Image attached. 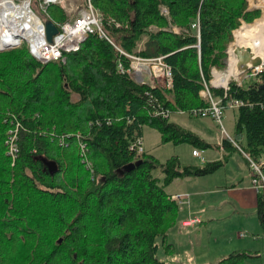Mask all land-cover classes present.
Returning a JSON list of instances; mask_svg holds the SVG:
<instances>
[{"label":"trees","instance_id":"obj_1","mask_svg":"<svg viewBox=\"0 0 264 264\" xmlns=\"http://www.w3.org/2000/svg\"><path fill=\"white\" fill-rule=\"evenodd\" d=\"M91 2L121 23L107 27L121 50L133 52L146 37L138 54L163 56L172 69V88L152 89L120 73L117 61L128 67V59L96 35L67 53L65 63L41 64L25 45L0 52V264H171L158 252L172 250L167 232L179 206L165 188L175 179L211 174L227 161L223 154L202 165L177 156L161 162L146 151L137 156L129 146L146 125L160 133L162 143L218 148L155 115L154 100L171 113L205 105L199 91L211 68L224 66L232 31L240 19H255L258 10H247V0ZM48 13L56 23L64 20L56 5ZM195 23L198 30L191 27ZM228 94L244 103L232 140L257 159L264 155V66L248 85L229 81ZM11 119L20 125L14 161L6 144ZM78 140L92 173L81 161ZM222 145L228 154L238 150L228 138ZM157 168L161 177L152 174ZM257 215L264 230V192L257 197ZM42 237L44 244L38 243ZM250 256L233 250L213 264H245Z\"/></svg>","mask_w":264,"mask_h":264},{"label":"built area","instance_id":"obj_2","mask_svg":"<svg viewBox=\"0 0 264 264\" xmlns=\"http://www.w3.org/2000/svg\"><path fill=\"white\" fill-rule=\"evenodd\" d=\"M53 5L62 8L65 14L62 22L56 23L48 13V7ZM163 12L168 13L166 8H163ZM106 17L105 19L102 18L94 8L91 0H0V52L25 45L30 55L40 63L44 64L51 61L64 63L67 53L79 50L81 44L89 35H96L111 43L121 55L128 59V67H125L121 60L117 61V69L120 73L126 74L135 83L147 85L152 89H171L173 85L172 69L164 60V57H142L137 53H127L118 48L111 40L106 28L112 26L120 28L121 23L111 16L107 15ZM47 21L53 22L57 27V32L52 36L51 41L46 38L45 23ZM192 27L198 30L197 23L192 24ZM236 48L231 42L227 49L228 56L229 50L234 49L233 51H235ZM263 66L264 63L260 68H250L243 79L239 77L236 80L237 86L243 87L244 81L253 78L257 72L261 71ZM220 72L215 67L211 68L213 78L208 83L204 82L203 88L199 91V96L204 98L206 104L191 108L187 113L195 117H211L222 126L223 111L226 108L238 109L244 103L228 94L229 79L224 83H221V81L213 82L215 76ZM210 87L222 89V93L213 95ZM154 101L156 108L153 113L169 117L171 112L162 108L157 99ZM9 124L6 133L7 154L14 161L18 152L17 139L20 125L17 120L13 119L10 120ZM13 124L15 125L13 126ZM221 132L232 141L245 157L253 187L260 192H264V155L257 159L253 158L236 145L232 138L226 134L223 127ZM78 146L82 157L81 161L86 163V167L92 173L93 169L85 155V144L78 140ZM129 149L137 156L141 155L145 151L142 137H135L131 141ZM202 151L194 149L192 155L204 162L205 158ZM170 198L181 204L188 202L189 195L187 193H175L170 195ZM200 222V218L188 216L180 222V226L188 228ZM238 234L240 237L246 236V232H239Z\"/></svg>","mask_w":264,"mask_h":264},{"label":"crops","instance_id":"obj_3","mask_svg":"<svg viewBox=\"0 0 264 264\" xmlns=\"http://www.w3.org/2000/svg\"><path fill=\"white\" fill-rule=\"evenodd\" d=\"M225 132L228 135L226 130ZM221 134L222 140L226 138L223 133ZM233 136L234 133L229 137L233 139ZM222 140L218 148L213 147V149L219 151L221 157L223 154L228 155L227 161L223 166L205 176L175 179L165 188L170 195L175 193H187L189 195L187 203H177L179 206L178 218L173 227L167 232L166 240L168 242L169 233L174 231L175 228L177 229L174 233L175 239L177 236H181V232L186 233L188 243L195 249L194 253L192 251L187 252L189 253V260L197 261L196 251L201 247V244L193 243L194 231L192 230L203 226L202 230L208 231L209 235L214 233L217 237L210 241L208 249L205 246L203 247V251L206 250L207 255L214 254L212 256L213 259L221 255H223V258L228 251L243 250L251 254L245 260V264H264V234L263 236L260 234L263 227L257 215V197L260 191L256 190L251 183L250 171L245 157L243 156V162L234 164L231 158L234 154H240V151L236 150L228 154L222 145ZM204 150L202 151L203 157ZM176 156L179 158V155ZM215 160H218V158L212 155L208 159L205 158L202 163ZM229 164H231L230 169L227 168ZM167 188L169 189L167 190ZM223 206H226V212L222 210ZM188 216L198 217L201 222L188 228H182L180 222ZM200 231L198 230V232ZM237 232H246V236L240 237ZM170 244L172 245V250L168 254L173 255L175 250L178 253L181 244L179 243L177 248L176 244L172 242ZM158 255L163 260L170 262L167 259L169 255L164 254L163 250L158 252ZM174 262L180 263L176 258Z\"/></svg>","mask_w":264,"mask_h":264},{"label":"rangeland","instance_id":"obj_4","mask_svg":"<svg viewBox=\"0 0 264 264\" xmlns=\"http://www.w3.org/2000/svg\"><path fill=\"white\" fill-rule=\"evenodd\" d=\"M94 6V5H93ZM60 8V7H59ZM94 8L97 10V12L102 16L103 19L107 18L106 14L102 11H100L99 9H97L95 6ZM163 8H166L164 6L161 7V13L166 16L169 19V12L166 14L163 12ZM62 10V8H60ZM167 9V8H166ZM247 10H258V16L251 20V21H247L244 19H240L239 21V25L238 27H236L233 31H232V39L231 41L228 43V45L233 42L234 44V33L235 30H237L238 28L245 26V25H249L251 23H253L256 19L260 18L263 15V7L259 6V0H247ZM168 11V9H167ZM63 12V10H62ZM64 14V12H63ZM65 17V14H64ZM192 27V25H191ZM170 30H172L175 33H179L181 31L180 28H178L177 26L174 25H170L168 27ZM193 29H195L194 27H192ZM107 29V28H106ZM149 29H154L156 30L157 27L155 26H150ZM107 31H109V29H107ZM99 38V37H98ZM111 40L113 41V43L115 44V41L113 40V38L110 35ZM101 39V38H100ZM146 39V37L142 36V39L140 40V42H138L136 49H134L133 54H138V50L140 49L142 46V43L144 42V40ZM228 45L225 49V57H224V66L222 68H217L216 69L218 71L221 72H225L227 70V67L230 63L229 61V56L227 53V49H228ZM117 46V45H116ZM10 50V49H8ZM6 51V50H5ZM66 61V60H65ZM65 63V62H64ZM43 64V63H41ZM46 64V63H44ZM254 68V67H251ZM250 70V68L246 69L244 72H240L238 73V75L236 76H231L229 81H235L241 77V79H243L244 75ZM212 75H211V79H212ZM252 78L246 79L244 81L245 85H248V83L250 82ZM201 98V97H200ZM204 101V98H201ZM236 118H237V110L235 109H226L225 111H223L222 113V126L219 125L213 118L211 117H195V116H191L189 113L187 112H173L170 114L169 119L171 121H174L176 123H179L182 127L187 128L193 132H195L196 134H198L202 139H204L206 142L212 144V145H220L221 144V140H222V132H221V128L223 127L229 136H232L234 133V125L236 122ZM78 134V133H77ZM142 139H143V147L144 150L150 154H152L153 156H155L157 159H159L161 162H164L167 158L171 157V156H176L179 155L180 161L185 163V164H196V165H202V162H200V160L196 157L192 156V151L194 149L197 150H201L199 148H195L192 147L191 145L187 144V143H181L178 145H174L173 143H162L161 142V135L160 133L154 129L151 128L150 126H143L142 128ZM204 157L205 158H209L212 155H215V157H217L218 159L221 157V153L219 151L214 150L213 148H208L204 150ZM232 162L235 163H240L243 162V154H234L232 156ZM228 169L231 168V164H229L227 166ZM152 174L154 176L157 177H161L162 174L159 170V168L154 169L152 171ZM169 188H167L168 190ZM222 210L224 212L227 211L226 206H223ZM203 226H201L200 228H196L193 232V243L194 244H201V247L197 249V261H191L189 260V253L187 252H195V249L192 248V246L188 243L187 240V234L181 232V236H177V238L175 239L174 233L176 232V228L174 231H171L169 233V238H168V242H172L174 244H176V248L178 246V244H181V247L179 248V252L180 254H178L177 252L174 251L173 255H169L167 257V259L172 263V264H212L214 262H216L219 258H222L223 255L219 256V257H214V259L212 258V256L214 254H209L207 255L206 250L203 251V247L205 246V248L209 247L210 245V241L214 238H217L216 235L213 233L212 235H209L208 231H204L202 230ZM198 230H201L200 232H198ZM244 231V230H242ZM186 232V231H185ZM247 232H251V231H247ZM238 233V232H237ZM261 236H263L264 232L261 229L260 232ZM249 235H251V233H249ZM191 237V236H190ZM40 244H44L46 243V240L40 239L39 242ZM187 249V250H186ZM184 250H186L185 252H183ZM162 250L160 249L159 252H161ZM229 252V251H228ZM224 254L225 256L228 255L229 253ZM232 252V251H231ZM164 253V252H163ZM195 256V254H194ZM224 256V257H225ZM175 258L177 260L180 261V263H175ZM212 258V259H210Z\"/></svg>","mask_w":264,"mask_h":264},{"label":"bare ground","instance_id":"obj_5","mask_svg":"<svg viewBox=\"0 0 264 264\" xmlns=\"http://www.w3.org/2000/svg\"><path fill=\"white\" fill-rule=\"evenodd\" d=\"M259 6L264 9V0H259ZM234 37L235 47H237V49L241 52H246L248 50V56L240 61L234 53V49H230V63L227 70L217 74L213 82L221 81V83H224L230 79L231 76H235L247 68H260V66L264 63V13L253 23L235 30Z\"/></svg>","mask_w":264,"mask_h":264},{"label":"water","instance_id":"obj_6","mask_svg":"<svg viewBox=\"0 0 264 264\" xmlns=\"http://www.w3.org/2000/svg\"><path fill=\"white\" fill-rule=\"evenodd\" d=\"M45 32H46V38L48 41H51L52 36L57 32V27L55 26V24L51 21H47L45 23ZM235 54L237 56V58L242 61L243 59L247 58L248 56V50L245 52H241L239 49H235ZM248 69V68H247ZM60 241V239H59Z\"/></svg>","mask_w":264,"mask_h":264}]
</instances>
